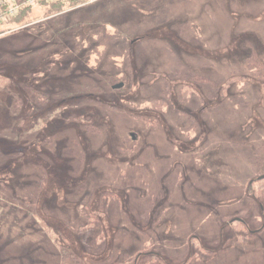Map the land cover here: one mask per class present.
<instances>
[{
	"label": "rangeland",
	"instance_id": "1",
	"mask_svg": "<svg viewBox=\"0 0 264 264\" xmlns=\"http://www.w3.org/2000/svg\"><path fill=\"white\" fill-rule=\"evenodd\" d=\"M41 1L0 15V264H264V0Z\"/></svg>",
	"mask_w": 264,
	"mask_h": 264
},
{
	"label": "trees",
	"instance_id": "2",
	"mask_svg": "<svg viewBox=\"0 0 264 264\" xmlns=\"http://www.w3.org/2000/svg\"><path fill=\"white\" fill-rule=\"evenodd\" d=\"M79 1H81V0H79ZM19 2H22V6L19 8L18 13L15 16H10L8 14V11H9V8H10V4H8V3L6 5L0 6V14L3 15L4 17L10 18V20H12V21H16L17 23L21 22L22 18L24 16H27L28 11L30 10L31 4H26V6H25L24 5L25 0H19ZM41 2H44V4H48V5L52 6L51 13L54 12V11L60 10L66 4L65 2H63L61 0H59L57 2H55V1H51V2H49V1H41ZM255 59H256V56L252 55L250 57L249 61H248V65H252L253 62L255 61ZM257 180H264V179H259L258 178ZM45 186H46V179L43 178L37 191L38 192L43 191ZM89 225L92 226V223L89 222Z\"/></svg>",
	"mask_w": 264,
	"mask_h": 264
},
{
	"label": "built area",
	"instance_id": "3",
	"mask_svg": "<svg viewBox=\"0 0 264 264\" xmlns=\"http://www.w3.org/2000/svg\"><path fill=\"white\" fill-rule=\"evenodd\" d=\"M52 1H56V0H52ZM7 3L10 4V8L8 11V14L10 16H15L18 13L19 8L22 6V2H19V0H0V6L6 5Z\"/></svg>",
	"mask_w": 264,
	"mask_h": 264
},
{
	"label": "water",
	"instance_id": "4",
	"mask_svg": "<svg viewBox=\"0 0 264 264\" xmlns=\"http://www.w3.org/2000/svg\"><path fill=\"white\" fill-rule=\"evenodd\" d=\"M259 179H264V174L259 177ZM241 221V220H239Z\"/></svg>",
	"mask_w": 264,
	"mask_h": 264
}]
</instances>
